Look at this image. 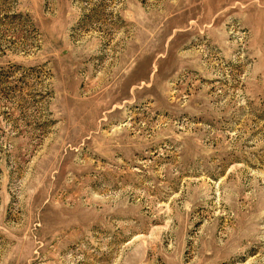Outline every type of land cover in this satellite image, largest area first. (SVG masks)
Returning <instances> with one entry per match:
<instances>
[{"label":"rangeland","instance_id":"rangeland-1","mask_svg":"<svg viewBox=\"0 0 264 264\" xmlns=\"http://www.w3.org/2000/svg\"><path fill=\"white\" fill-rule=\"evenodd\" d=\"M0 264H264V0H0Z\"/></svg>","mask_w":264,"mask_h":264}]
</instances>
